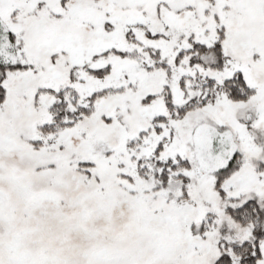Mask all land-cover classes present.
I'll use <instances>...</instances> for the list:
<instances>
[{
    "label": "snow or ice",
    "instance_id": "6c2138e0",
    "mask_svg": "<svg viewBox=\"0 0 264 264\" xmlns=\"http://www.w3.org/2000/svg\"><path fill=\"white\" fill-rule=\"evenodd\" d=\"M0 264H264V0H0Z\"/></svg>",
    "mask_w": 264,
    "mask_h": 264
}]
</instances>
